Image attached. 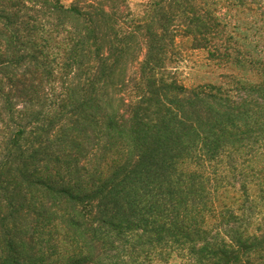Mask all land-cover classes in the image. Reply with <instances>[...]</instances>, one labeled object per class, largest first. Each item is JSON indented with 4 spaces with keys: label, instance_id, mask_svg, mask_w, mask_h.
<instances>
[{
    "label": "trees",
    "instance_id": "trees-1",
    "mask_svg": "<svg viewBox=\"0 0 264 264\" xmlns=\"http://www.w3.org/2000/svg\"><path fill=\"white\" fill-rule=\"evenodd\" d=\"M0 264H264V0H0Z\"/></svg>",
    "mask_w": 264,
    "mask_h": 264
},
{
    "label": "rangeland",
    "instance_id": "rangeland-1",
    "mask_svg": "<svg viewBox=\"0 0 264 264\" xmlns=\"http://www.w3.org/2000/svg\"><path fill=\"white\" fill-rule=\"evenodd\" d=\"M74 1L70 2L69 0H62V2L66 5H70ZM146 1L147 0H129L133 9H137L141 3H144ZM188 59L189 61L186 64L188 68L185 70L186 75L184 78V81L187 85H198L203 84V82L205 81L214 80L211 76L204 73L206 69L203 68L202 52L194 53Z\"/></svg>",
    "mask_w": 264,
    "mask_h": 264
},
{
    "label": "crops",
    "instance_id": "crops-1",
    "mask_svg": "<svg viewBox=\"0 0 264 264\" xmlns=\"http://www.w3.org/2000/svg\"><path fill=\"white\" fill-rule=\"evenodd\" d=\"M70 2L74 1V0H69Z\"/></svg>",
    "mask_w": 264,
    "mask_h": 264
}]
</instances>
